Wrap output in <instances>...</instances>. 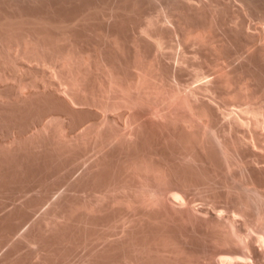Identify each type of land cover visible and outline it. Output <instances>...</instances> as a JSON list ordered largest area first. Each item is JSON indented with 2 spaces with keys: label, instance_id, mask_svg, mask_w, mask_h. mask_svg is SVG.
I'll return each instance as SVG.
<instances>
[{
  "label": "bare ground",
  "instance_id": "1",
  "mask_svg": "<svg viewBox=\"0 0 264 264\" xmlns=\"http://www.w3.org/2000/svg\"><path fill=\"white\" fill-rule=\"evenodd\" d=\"M0 264H264V0H0Z\"/></svg>",
  "mask_w": 264,
  "mask_h": 264
},
{
  "label": "rangeland",
  "instance_id": "2",
  "mask_svg": "<svg viewBox=\"0 0 264 264\" xmlns=\"http://www.w3.org/2000/svg\"><path fill=\"white\" fill-rule=\"evenodd\" d=\"M158 10H159V9H158ZM158 10L156 9V11H158ZM153 11L155 12V14H157L160 10H159L158 12H156L155 10H152V11H150V12H153ZM154 12H153V13H154ZM90 156H91V155H90ZM63 190H64V187H63ZM5 249H7V248H5ZM75 261H77V258H76ZM75 263H78V262H75Z\"/></svg>",
  "mask_w": 264,
  "mask_h": 264
}]
</instances>
